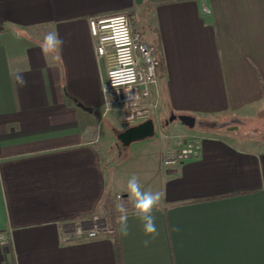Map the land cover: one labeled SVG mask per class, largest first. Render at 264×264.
Listing matches in <instances>:
<instances>
[{
    "label": "crops",
    "instance_id": "0c3cea01",
    "mask_svg": "<svg viewBox=\"0 0 264 264\" xmlns=\"http://www.w3.org/2000/svg\"><path fill=\"white\" fill-rule=\"evenodd\" d=\"M121 13L159 46L168 119L213 130L215 116L264 107V0H0V264H264V139L200 133L197 156L171 168V140L117 158L101 145L105 63L88 20ZM48 31L64 40L55 53L40 47ZM133 175L161 193L154 240L129 203L128 236L118 221L116 241L60 242V224L105 217L106 194L128 201Z\"/></svg>",
    "mask_w": 264,
    "mask_h": 264
},
{
    "label": "built area",
    "instance_id": "2783aa9c",
    "mask_svg": "<svg viewBox=\"0 0 264 264\" xmlns=\"http://www.w3.org/2000/svg\"><path fill=\"white\" fill-rule=\"evenodd\" d=\"M89 30L94 43V53L105 63V81L102 84V118L110 110L119 113L123 126L131 127L146 120L157 118L160 95L158 92L159 65L153 46L145 43L138 33L132 31L127 13L103 18H90ZM157 137L174 144L164 150L162 166L171 168L198 154L200 139L194 134L164 135L158 130ZM124 200L114 195L115 203ZM59 239L73 243L109 236L113 233L102 216L60 224ZM10 243L9 233L0 231V248Z\"/></svg>",
    "mask_w": 264,
    "mask_h": 264
},
{
    "label": "rangeland",
    "instance_id": "374dc122",
    "mask_svg": "<svg viewBox=\"0 0 264 264\" xmlns=\"http://www.w3.org/2000/svg\"><path fill=\"white\" fill-rule=\"evenodd\" d=\"M134 20L136 21L137 18ZM136 27L138 26L135 25V29ZM137 30L140 31V29ZM143 34L146 35L145 36L146 39L147 36H150L148 32H144ZM159 91L160 90H159V81H158V92ZM159 95L161 101L160 92ZM255 108L256 107L251 109L249 115L230 114L232 117H230L229 115H223V116L219 115L217 117L215 116L214 118H211L213 119L214 122H216V127L213 130L229 134L230 136L235 135L244 140L247 139L254 142L262 141V139H264V107L257 109ZM194 118H195V126L192 129H188L184 127L177 120L165 126L168 116L164 115V112L161 113V106H160L158 109L157 118L153 119L155 134L151 138L158 139L157 137L158 130H161L164 133V135H177V134H182L184 132L185 133L189 132L194 135H198L200 133H206V132L208 133L210 131H213L208 127L202 126L200 123L201 121L200 118L198 117H194ZM232 120L233 123L230 124ZM226 121L228 123L227 125H224ZM99 127L102 129V134H103L102 138L104 141L101 145L105 144L108 147H111L113 149V153L116 158L117 156H119V153L124 152L125 154H127V152H129L133 148L139 147L137 146L139 141L132 142L128 146H123L117 140L116 136L119 132H121L120 130L121 129L125 130L128 127H125L121 124L119 119V113L116 110H110L105 117L99 119Z\"/></svg>",
    "mask_w": 264,
    "mask_h": 264
},
{
    "label": "clouds",
    "instance_id": "9594fccd",
    "mask_svg": "<svg viewBox=\"0 0 264 264\" xmlns=\"http://www.w3.org/2000/svg\"><path fill=\"white\" fill-rule=\"evenodd\" d=\"M63 44L64 40L59 37L57 32L48 31L44 34L40 47L44 53H55ZM12 79L14 87H26L28 84L23 74L19 72L12 73ZM120 131L124 130L121 129ZM127 190L129 192V200L124 201L120 199L115 203V209L119 213V234L121 236L129 235L128 218L129 203H131L135 209L134 215L138 217L143 224L145 234L150 235L154 240L159 233L155 225L153 210L157 208L161 200V193L158 191L143 190L135 175L128 180ZM143 243L147 247L151 243V240H145Z\"/></svg>",
    "mask_w": 264,
    "mask_h": 264
},
{
    "label": "water",
    "instance_id": "95a60500",
    "mask_svg": "<svg viewBox=\"0 0 264 264\" xmlns=\"http://www.w3.org/2000/svg\"><path fill=\"white\" fill-rule=\"evenodd\" d=\"M174 120H177L181 125L188 129H192L195 126V118L189 115L171 114L168 122H172ZM154 134V123L152 122V120H146L142 123L128 127L124 131L119 132L116 138L121 145L128 146L132 142L151 138L154 136Z\"/></svg>",
    "mask_w": 264,
    "mask_h": 264
},
{
    "label": "trees",
    "instance_id": "16d2710c",
    "mask_svg": "<svg viewBox=\"0 0 264 264\" xmlns=\"http://www.w3.org/2000/svg\"><path fill=\"white\" fill-rule=\"evenodd\" d=\"M154 49H155L156 57H157L158 62H159V65L156 69V73L158 75L160 67H161L160 49H159L158 45L157 46L155 45ZM113 199H114L113 195L106 194L104 199H103L102 206H103V209H104V212L106 215V220H107L108 226L113 231V233L111 234V237L113 238L114 241H116L117 240V238H116V225H117V222L119 221V214L115 213L113 211V207H112Z\"/></svg>",
    "mask_w": 264,
    "mask_h": 264
}]
</instances>
